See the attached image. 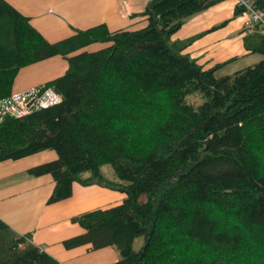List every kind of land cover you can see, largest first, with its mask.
<instances>
[{"label":"trees","instance_id":"trees-1","mask_svg":"<svg viewBox=\"0 0 264 264\" xmlns=\"http://www.w3.org/2000/svg\"><path fill=\"white\" fill-rule=\"evenodd\" d=\"M223 1L152 0L141 30L98 27L57 44L0 1V100L22 68L69 63L44 84L60 104L0 122V163L55 151V161L27 171L52 177L50 205L70 198L75 183L125 194L119 206L73 218L83 234L67 249L116 247L114 264H264V59L217 78L222 65L204 69L184 54L191 41L172 40ZM249 1L264 13V0ZM254 30L245 49L264 55ZM94 44L108 47L77 54ZM194 94L199 106L188 101ZM105 165L119 180L104 177ZM0 264L58 262L0 220Z\"/></svg>","mask_w":264,"mask_h":264},{"label":"crops","instance_id":"crops-1","mask_svg":"<svg viewBox=\"0 0 264 264\" xmlns=\"http://www.w3.org/2000/svg\"><path fill=\"white\" fill-rule=\"evenodd\" d=\"M28 20L45 41L49 44L74 38L79 32H86L98 27H105L108 32L138 31L146 27L147 22L142 18L147 5L152 0H0ZM217 10L220 17H211L215 23L228 21L234 16L235 3L225 0L209 9L206 14ZM237 17V16H236ZM237 20L232 29L240 45V53L233 57L224 55V60L215 58L218 50L214 45L195 50L205 44L196 39L184 51L188 57L204 69L223 65L229 59L247 54L244 40L255 33L254 28H245L244 21ZM210 19H207V23ZM203 22V24H205ZM214 23V24H215ZM236 23V21L234 22ZM209 25H213L209 24ZM226 28L227 25H222ZM228 27V26H227ZM242 27V28H241ZM184 28V27H182ZM172 38L173 41L188 42L189 38H180V32ZM226 30V29H225ZM224 31V30H222ZM218 33V32H216ZM207 38V37H206ZM217 44L230 46L224 39ZM108 45L94 44L78 52L95 53L107 48ZM244 50V51H241ZM243 52V53H242ZM242 53V54H241ZM207 60L206 58H211ZM69 63L64 58L56 57L36 65L19 70L14 80L12 92L19 93L33 87L57 79L67 70ZM55 151L46 150L23 160L5 161L0 163V220L9 226L17 235H31V243L57 260L58 264H114L108 256L110 248L91 250L92 246L83 245L79 248L67 249L66 240L83 234V229L74 223L73 218L86 212L108 209L119 206L125 194L98 185H73L72 196L66 200L48 204L47 201L55 186L49 175L31 176L27 173L30 168L49 163L57 159ZM112 253V252H111Z\"/></svg>","mask_w":264,"mask_h":264},{"label":"rangeland","instance_id":"rangeland-1","mask_svg":"<svg viewBox=\"0 0 264 264\" xmlns=\"http://www.w3.org/2000/svg\"><path fill=\"white\" fill-rule=\"evenodd\" d=\"M233 1L235 3V8H237V4L235 0ZM212 11H214L212 12V14H206L207 12L206 11V12H203L201 14L195 15L187 19V21L182 26L184 28H182V31L180 32L179 37L189 38L191 36V42H193V40L196 39L198 43L201 41L205 43V44H201L200 47L193 48L195 50H198L201 47L205 48L207 46L214 45V44L216 46H220V47H217V49L221 51L214 54L215 58L218 59V61L221 59L224 60V55H227V57H230V56L233 57L235 54L236 55L239 54L241 48L238 45H240V43L237 40L238 36L236 34L234 35V32L232 31V29L237 25V20L238 21L242 20V17L231 16L230 19H228V21L215 23V19L214 18L210 19V18L220 17V16L217 14L216 12L217 10H212ZM207 19H210V20L206 23L205 21ZM235 21L236 23H234ZM203 22H205V24H203ZM212 23L213 25H209ZM224 24L227 25L228 27L226 26V28H222L223 27L222 25ZM224 39L228 40V44L230 45V46H227L228 48L226 50H224L225 45L217 44V42L224 40ZM241 51H244V50H241ZM206 59L209 60V59H214V58L211 57V58H206ZM262 59H264V55H261L259 53H247L244 55H240V56L234 57V59H229L225 64H223L221 67L216 69V73H214V75L217 78H220L223 76H229L248 66L255 65ZM203 100L204 99L202 97L198 96L197 94H194V95H191V98L188 101L190 102V104L193 103L194 106H199L200 104H202ZM112 168L113 167L110 165H105L103 166L101 171L107 180H110L111 182H115L119 179H117ZM144 199L145 198L143 196L140 197L141 202ZM231 225H232V222H227L226 226L231 227ZM133 244H134L133 249L135 251H138L142 246H144L143 237L141 236V237L136 238ZM109 248L111 251L108 254H113V256H108L110 258V261L115 260V259L119 260L120 255H119V252L117 251V248L116 247H109Z\"/></svg>","mask_w":264,"mask_h":264},{"label":"built area","instance_id":"built-area-1","mask_svg":"<svg viewBox=\"0 0 264 264\" xmlns=\"http://www.w3.org/2000/svg\"><path fill=\"white\" fill-rule=\"evenodd\" d=\"M243 11L246 28H257L264 37V13L256 11L249 0H235ZM61 102V96L51 87L39 86L23 92L12 93L0 100V122L7 118H24L38 109H45Z\"/></svg>","mask_w":264,"mask_h":264}]
</instances>
